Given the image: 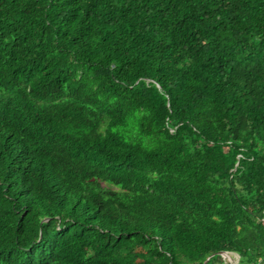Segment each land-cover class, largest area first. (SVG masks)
<instances>
[{"label": "trees", "instance_id": "16d2710c", "mask_svg": "<svg viewBox=\"0 0 264 264\" xmlns=\"http://www.w3.org/2000/svg\"><path fill=\"white\" fill-rule=\"evenodd\" d=\"M264 264V0H0V264Z\"/></svg>", "mask_w": 264, "mask_h": 264}, {"label": "water", "instance_id": "95a60500", "mask_svg": "<svg viewBox=\"0 0 264 264\" xmlns=\"http://www.w3.org/2000/svg\"><path fill=\"white\" fill-rule=\"evenodd\" d=\"M223 258H224V253H231L233 254L234 256H236V264H237V261H238V254L237 253H232V252H227V251H219L218 252ZM230 264V263H229Z\"/></svg>", "mask_w": 264, "mask_h": 264}, {"label": "bare ground", "instance_id": "6f19581e", "mask_svg": "<svg viewBox=\"0 0 264 264\" xmlns=\"http://www.w3.org/2000/svg\"><path fill=\"white\" fill-rule=\"evenodd\" d=\"M231 253H224V257H229L232 264H236V257L229 256Z\"/></svg>", "mask_w": 264, "mask_h": 264}, {"label": "rangeland", "instance_id": "374dc122", "mask_svg": "<svg viewBox=\"0 0 264 264\" xmlns=\"http://www.w3.org/2000/svg\"><path fill=\"white\" fill-rule=\"evenodd\" d=\"M229 256H232V257H234V255L233 254H229ZM236 257V256H235ZM225 259H226V261L228 262V264L230 263V264H232L231 263V260H230V258L229 257H225Z\"/></svg>", "mask_w": 264, "mask_h": 264}]
</instances>
